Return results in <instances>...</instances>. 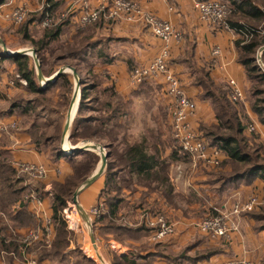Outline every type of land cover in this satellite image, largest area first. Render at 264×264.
Segmentation results:
<instances>
[{"label":"trees","instance_id":"16d2710c","mask_svg":"<svg viewBox=\"0 0 264 264\" xmlns=\"http://www.w3.org/2000/svg\"><path fill=\"white\" fill-rule=\"evenodd\" d=\"M8 1L0 0V6ZM61 1L47 0V9L41 11L37 19L42 20L46 12H53ZM220 1L227 4L230 13L228 23L237 35L233 41L236 58L242 66L248 94L254 98L252 100L250 97V109L264 125V71L256 61L257 50L264 45V31L259 32L261 28L264 30V25L261 24L264 20V3H256L254 0ZM32 20L34 19L29 18L20 27V32L23 39L35 48L43 75H51L59 63L68 60H75L72 66L80 75V99L70 128V142L75 144L83 139H92L101 143L108 154L106 169L102 175L103 186L97 196L103 200V208L93 215L92 227L96 239H102L104 243L113 239L130 247L127 255H118L106 244L108 247L105 248V258L108 264H152L156 259H163L168 264H194L218 253V248H201L197 242H190L178 249L161 243V240L151 243L147 236L152 227L145 222L128 224L119 219L118 213L122 206L128 208L127 213H133L137 207L142 208L146 204L145 198L149 190L160 191L171 203L176 204L182 195L174 192L170 183V162L176 159L189 161L191 158L180 152L172 136L167 106L153 97L160 84L154 85L150 80L144 79L124 96L113 83L108 82V72L97 68L114 61L112 46L124 39L111 34L103 35L104 28L112 22L116 23V20L102 18L86 23L67 39L60 37L63 22L44 26L37 36H33L29 32V25L34 23ZM0 36L3 38L1 34ZM3 40L7 44L4 38ZM191 57L188 59L191 60ZM5 60L13 62L15 74L26 82V92L14 97L9 109H4L0 116H12L15 122L13 129L25 132L35 150L46 153L52 164L65 161L71 168L63 180L51 181L53 195L50 208L54 237L50 246L40 249L38 261L47 260L49 264H98L85 256L79 245H75L74 249L68 248L72 233L65 227L60 215L66 206L67 197L91 174L99 161V155L94 151L68 154L60 146L64 111L55 115L52 107L67 106L69 103L73 87L72 75L62 73L55 81L41 87L30 56L6 55L0 47L1 71L5 69L2 66ZM261 60L264 64V48ZM133 67L130 65V71ZM187 67L192 84L200 88V98L209 101L215 118L213 122L200 121L196 128L207 145L217 147L225 156L216 167L207 171L205 180L215 197V205L222 203L241 186L258 179L263 181L261 191L264 192V141L255 133L247 134L245 126L249 119L240 113L238 103L230 99L231 88L228 83H217L208 69L194 62L189 61ZM53 91L58 92L60 97L55 99ZM140 96L146 100L144 105L147 115L142 119V130L134 133L132 128L137 122L135 99ZM43 110L49 111V115H41ZM91 111L95 112L93 116L89 115ZM52 114L57 116V122L49 133L50 120H54L50 119ZM149 120L154 121V124L149 123ZM3 145L6 144L0 140V211L6 213L0 223L2 235L9 225L19 228L40 224L27 204H21L22 187L16 185V168L11 156L3 157V153L6 154L4 149L8 150ZM79 154L83 158H77ZM38 185L43 187L44 183L40 182ZM139 187L147 190H142L137 200L129 204V196ZM37 196L43 199L47 194L39 192ZM17 201L21 207L15 213L9 211ZM146 206L147 209L142 208L141 213H154L151 206ZM214 207L210 213L216 212ZM246 213L254 220L257 229H264V205ZM75 224L77 225V221ZM19 242L17 236H0V251L5 252L4 264H15L13 255L20 257V248L28 249L25 243L19 245ZM65 250H69L67 255L63 253Z\"/></svg>","mask_w":264,"mask_h":264},{"label":"crops","instance_id":"0c3cea01","mask_svg":"<svg viewBox=\"0 0 264 264\" xmlns=\"http://www.w3.org/2000/svg\"><path fill=\"white\" fill-rule=\"evenodd\" d=\"M64 1L60 4L61 7H64V4L66 3V1ZM99 1L100 0H74V2L70 4L69 11H74L81 3L92 6ZM135 1L141 4L144 11L171 22L175 27L181 30V41L179 43H173L171 47V54L168 59L169 68L180 77L186 92L196 102L195 111L189 115L191 123L195 127H198L200 121H215L209 101L201 99L199 96L200 88L192 84L190 71L187 65L190 61L191 63L194 62L196 65L205 67L209 70L210 76L217 83H227L228 78H232L237 82L239 87L244 90L246 83L243 76V69L237 61L236 50L233 44V41L236 38L234 31L225 27L223 28L217 24L208 25L201 21L193 8L192 0ZM19 3V0H10L2 6H5L6 9H10L12 8L11 6L18 5ZM116 28H121V33L117 32ZM110 34L124 39L115 42L112 46L111 51L115 57L114 61L109 64L97 66V68L105 69L109 75L108 82L113 83L115 88L122 95L126 96L134 88L129 77L130 65L132 67L149 62L158 54L163 46V42L153 36L149 28L141 21H121L114 23L112 26L109 24L104 28L103 35ZM215 46H218L221 51L218 57L212 55V50ZM189 56H192L191 60L188 59ZM149 82L159 86V84L153 80H150ZM160 86L155 94L158 95V100L156 101L164 103L168 108V96H166L162 88L160 89ZM141 98L145 99L142 96L137 97L135 103ZM0 120L8 123L9 121H14V118L10 116ZM7 138L10 142H6V145L12 156L13 164H16L19 161L37 162V164L43 165L45 168L44 177L34 178L32 184L34 186L33 191L36 195H38L39 192H45L47 196L41 199V203L38 204L29 201L25 197L21 203H26L27 208L34 214L36 219L41 221L42 219L35 214L36 211H34L33 208H37L39 213H45V215L51 216L50 199L53 195L51 181L54 179L63 180L64 176L70 173V166L65 161H60L58 164H52L46 153L35 150L33 144L30 142L29 136L25 132L12 129L11 132L8 133ZM16 155L25 159L17 158ZM224 157V154L221 153L219 158L223 159ZM210 168L211 167L205 165L201 161L194 163L191 160H172L170 162L169 170L170 183L173 187V191L182 195V197L176 201L177 203H171L158 190H149L145 202L151 206V210L154 213H141L142 208L144 210L147 209L146 204H143L142 208L137 207L133 213H127L128 208L122 206L121 211L118 213L119 219L128 224L133 222H145L147 224L146 220L148 217L150 218L155 214H162L175 223L176 232L172 236H168L161 240V243H167L174 249H178L190 242H197L201 248L210 246L219 249L218 253L194 264H224L227 261L236 258L247 259L251 264H264V229H257L254 220L247 215V213H241L236 217L238 229L230 235L229 239L213 237L196 231V228L194 227L195 223L205 215L210 214L211 209H213L214 206L216 207H214L215 210H217L220 209L224 203L223 201L219 205H215V197L210 191L208 184L205 183L207 171ZM173 174L175 180L180 177L182 180L184 175L187 177V185L189 186L188 191L178 189V185H176L173 180ZM97 180H100L101 183L96 196L92 197L86 205L81 202L82 207L89 210L91 215L96 214L93 210L94 208L97 207V213L103 208V200L97 198L98 193L103 186V177L101 176ZM40 182L44 183L43 187L38 185ZM142 190L147 189L139 187L131 196H129V204H132L137 200ZM261 190H263V181L258 179L249 185L241 186L225 199L227 201L234 200L235 198H246L253 194L251 193L253 191L263 194ZM20 207L18 201V204L12 207L16 208L13 213H15ZM78 215H72V217L74 216L73 221L75 226V221H77V225L79 222ZM2 217L5 218L6 215L2 213ZM39 225L40 224L36 226H22L19 228H12L9 225L5 231L6 233L4 235L0 234V236H17L20 241L19 245L25 243V246L28 248L26 249L27 251H32L38 255L37 252L42 247L50 246L54 237L53 228L50 244H44V236L38 232ZM26 229L37 231L39 239L32 237L24 240V231ZM150 234L147 236V239L152 243L154 240L151 239ZM5 241H7V239ZM107 242H110V246L109 244L108 246L111 249L113 248L118 255H127L130 251V247L122 245L120 242L113 239H110ZM26 243H28V245H26ZM116 248H120L118 250L123 251L119 252ZM63 253H65V251H63ZM13 260L15 264H20L16 259L13 258ZM39 263L49 264L47 260ZM152 264L168 263L163 259H156Z\"/></svg>","mask_w":264,"mask_h":264},{"label":"built area","instance_id":"2783aa9c","mask_svg":"<svg viewBox=\"0 0 264 264\" xmlns=\"http://www.w3.org/2000/svg\"><path fill=\"white\" fill-rule=\"evenodd\" d=\"M193 8L199 19L208 25H222L226 17L228 7L225 2L220 0H192ZM26 10L18 7L7 14L14 23H20L25 17ZM74 22L85 25L86 23L98 19H124L129 22L141 21L147 25L153 36L163 42V46L158 54L149 62L143 65H136L130 71V82L135 87L144 79L153 80L161 85L162 90L168 96L169 123L171 133L179 146L182 154H187L191 161L203 162L210 167H216L220 162L221 152L217 147H211L200 137L197 128L189 120V115L195 111L196 102L186 92L180 77L174 73L167 63L172 43H178L182 39V32L171 22L161 19L152 13L143 10L141 4L135 0H100L95 5L81 3L74 11ZM55 23L52 13L46 12L43 19V26H50ZM225 28L232 29L228 25ZM221 51L218 46L212 50V55L218 57ZM228 85L231 90L229 97L232 101H243L244 93L237 82L228 78ZM254 129V128H253ZM252 129V130H253ZM16 170L22 174L35 178H43L45 168L43 165L31 162H17ZM29 201L41 203V199L32 192L28 197ZM264 204V194H251L246 198H235L227 200L215 213H210L199 219L194 227L201 234L213 237L229 239L230 235L237 231L238 223L236 217L241 213L249 212ZM36 215L42 220L38 228L44 236V244L49 245L53 232V221L51 216L39 213L37 208H33ZM97 213V207L93 209ZM147 225L152 227L151 239L160 241L168 236H172L175 230V223L162 214H155L148 217ZM33 229L24 231V240L28 238L39 239V234ZM28 245V243H26ZM12 254V253H11ZM13 255V254H12ZM5 252L0 251V264H4ZM14 259L20 264H40L38 255L32 251H27L24 247L20 248V257L13 255ZM224 264H251L243 258H236Z\"/></svg>","mask_w":264,"mask_h":264},{"label":"rangeland","instance_id":"374dc122","mask_svg":"<svg viewBox=\"0 0 264 264\" xmlns=\"http://www.w3.org/2000/svg\"><path fill=\"white\" fill-rule=\"evenodd\" d=\"M19 1H20V3L18 5L16 4L14 6H11L12 8H10V9H6L5 6H2L3 4L0 6V34L7 41V44L6 43L5 44L7 45V47L9 49H20V48L33 47L30 42H28V41L23 39L22 33L20 32V27L24 23H26L29 18L34 19V20L31 21V22H34V23L29 25V32L33 36H37L39 31L44 28V26L42 25V20L41 19H40L41 21L38 20L37 17L41 13V11L43 12L44 9H47V6H48L47 0H19ZM63 1L64 0H62L60 2V4ZM65 1H66V3L64 4V7H61L60 4H59V6L53 12H49V13L53 14L54 19H55V23L63 22L62 23L63 24V30H62V34L60 36V37H62V39L70 38L71 35L76 31V29L81 26L80 24L74 22V12L73 11H69L70 10V4L73 3L74 0H65ZM254 1L256 3H260V4L264 3V0H254ZM6 3L7 2H5L4 4H6ZM18 7H21V8L23 7L26 10L25 17L20 23H14L9 17H7V14L10 13L12 10H16ZM45 11H48V10H45ZM229 17H230V13L227 11L226 17H225L221 27L224 28V25H228L229 26V23H228V18ZM66 20H67V22L65 23L64 21H66ZM121 21L129 22V21H126L124 19L116 20V22H121ZM261 24L264 25V20H263V22ZM112 25H113V22H112L111 26ZM116 31L121 33L122 30H121V28L120 29L116 28ZM263 31L264 30L262 28L259 29L260 33H262ZM243 32H246V31L243 30ZM235 36H237V35L235 34ZM3 38H2V40H3ZM171 47H172V45H171ZM171 47H170V54H171ZM263 48H264V45L262 47H260L257 50V53H256V61H257L258 65H259V67L261 68L262 71H264V64H263V62L261 60V52H262ZM170 54H169V58H170ZM30 59H31V61L33 63V60H32L31 56H30ZM74 62H75V60L74 61L73 60H68L66 62L59 63L55 67V71L62 65H71L72 66ZM167 63H168V60H167ZM2 66L5 69L2 70V71L0 70V113L4 109H9L10 103L12 102L14 97H17L19 95V93L20 94H24L26 92V90H25V83L26 82L24 80L18 78V74H15L13 62H11L9 60H5L2 63ZM72 91H73V87H72ZM72 91L70 93L69 102H70V98H71V95H72ZM243 93H244L243 101H236V102L239 105L240 113L241 114H245L248 117V119H249V121L246 122L247 125L245 126L246 127V132H247L248 135L255 133V134H257L259 136V138L261 140L264 141V125L261 124L257 120L256 115L250 109V104H249L250 97H251L252 100L254 98H253L252 95L249 96L248 90H247V85H246V87H244ZM52 96L55 97V99L60 97L58 95V92L53 94ZM153 97L155 98V100H158V95L154 94ZM260 97H263V96H260ZM144 103H145V99H143V98L138 99L136 101L137 122H136V125L132 128L134 133H138L139 131L142 130V127H143L142 119L147 115V113L145 111ZM68 105H69V103L67 104V106H61V105L60 106H54V107H52L53 108V112L55 113V115H57L58 112H63L64 111V119H65V115H66V112H67V109H68ZM45 110H43L41 112V115L48 116L49 115V111H45ZM94 114H95L94 111H91L89 113V115H92V116ZM55 115L54 114L50 115V119H54V120H50L51 125H50V127L48 129L49 133H51L53 131V129H54L55 125H56L57 116H55ZM7 117L8 116H5V117L4 116L3 117L0 116V119L7 118ZM149 123L154 124V121L149 120ZM14 125H15L14 121H11V122L9 121L8 123H5V122H2V120H0V140H2L4 142V144H6V142L7 143L10 142L9 139L7 138V135L15 127ZM62 128H63V125H62ZM83 140H85V139H83ZM71 144H73V143H71ZM4 146H5V148L8 149L7 145H3V147ZM8 150L4 149V151H6V154L3 153V157L4 158H5V156L8 157V158L11 156L10 152ZM17 155H16L17 158L25 159V158H21V156L18 157ZM11 158H12V156H11ZM77 158H79V159L83 158L82 154L77 155ZM12 162H13V159H12ZM19 163H20V161H19ZM34 163L37 164V162H34ZM14 166L16 168L17 164H14ZM70 171H71V168H70ZM184 171H185V169H184ZM14 177H16L15 179H17L16 185L19 188L22 187L21 191H22L23 198L24 197L25 198L28 197L30 195V193L32 192V189L34 188V186L32 184L33 183V181H32L33 177H31L29 175H26V174H22V173L18 172L17 170L15 171ZM186 178L187 177H185V175H184V178L182 180H181V177L180 178H176V180H175V177H174V174H173V180H174L175 184L178 185V187H179L178 189H180V190H185V191L189 190V186L187 185V179ZM34 182H35V180H34ZM100 183H101L100 180H96L91 185H89L87 188H85L79 194L78 202L80 204L82 202L84 205H86L88 203V201H90V199L92 197L96 196V194H97V192L99 190L98 188H99ZM251 193L256 194V195L259 194V192H256V191H253ZM34 194L36 195V193H34ZM72 194H70L67 197L66 206L63 208V210L60 213V215L62 217V221H63L65 227L69 231H71V233H72L69 236V247L68 248L69 249H74L75 245H79L81 251L85 254V256L92 258L93 260H95L98 263V259L95 256L96 255L95 252H93V254H91V255H88V253H87L88 252V248L92 250L93 247H92V244L90 242L89 233H88V229L86 227V224L80 219V215L77 216L78 217V221H79L78 225H76V226L74 225V221L72 219V218H74V216L72 217V215H74V214L76 215L77 212H76V208L74 206V203L72 201ZM263 194H264V192H263ZM223 201L225 202L226 199H224ZM16 204H18V201L11 205V207L9 208V211L10 210L12 212L15 211L16 208H12V207L14 205H16ZM263 205L264 204L259 205L258 207L255 208V210L260 209L261 207H263ZM85 211L90 216L91 221H93V215H91L90 211L86 210V209H85ZM2 213H5V212L0 211V223H1V218H4V217H2ZM67 213H69V214H68V217L66 219V214ZM65 219H66V222H65ZM66 223H67V225H66ZM93 232L95 233L94 230H93ZM96 240H97L98 246L100 248V252L103 255V257L105 258L106 257L105 256V253H106L105 248L108 247V246H106V244L107 245L109 244V246H110V242H105L104 243L102 239H98V238ZM87 245H89V246H87ZM118 249H120V248H116V250H118ZM118 251L122 252L123 250H118ZM39 252H40V250L37 252V254ZM68 252H69V250H65L64 254L67 255ZM106 262H107V260H106Z\"/></svg>","mask_w":264,"mask_h":264},{"label":"water","instance_id":"95a60500","mask_svg":"<svg viewBox=\"0 0 264 264\" xmlns=\"http://www.w3.org/2000/svg\"><path fill=\"white\" fill-rule=\"evenodd\" d=\"M0 47L2 49V52L6 55H28L32 57L33 60V66H34V72L35 76L38 79L40 86L44 87L47 83H51L57 79V77L62 73H70L73 78V91L70 98V102L68 105V109L65 115V119L63 122V128L61 132V139H60V146L61 149L68 154L74 153V152H81V151H94L99 155V161L97 162V165L95 166L94 170L91 172V174L80 184L77 186V188L74 190L72 194V201L74 203V206L76 210L78 211L79 215L84 219L86 223V227L88 229L90 242L92 244V247L94 249V252L96 254V257L98 259V264H108L103 257V255L100 252V248L98 246L96 237L93 232L92 227V221L90 219V216L87 214L85 209L82 207V205L78 202V196L79 194L87 188L89 185H91L95 180H97L99 177H101L104 174V171L106 169L107 165V152L103 145L100 143L91 140V139H85L81 140L75 144H71L69 140V134H70V128L72 125L73 118L75 116L79 99H80V75L75 69V67L71 65H62L60 66L56 71H54L51 75L45 76L42 73L40 61L37 57L36 51L34 47L30 48H20V49H9L5 42L0 37ZM259 56V55H258ZM74 108V109H73ZM88 215V217H87Z\"/></svg>","mask_w":264,"mask_h":264},{"label":"bare ground","instance_id":"6f19581e","mask_svg":"<svg viewBox=\"0 0 264 264\" xmlns=\"http://www.w3.org/2000/svg\"><path fill=\"white\" fill-rule=\"evenodd\" d=\"M79 213H78V211H77V215H78ZM87 217H88V215H87ZM89 218V217H88ZM80 219L85 223V221H84V219H82V217L80 216ZM86 224V223H85ZM86 242V241H85ZM89 244V243H88ZM87 246H89V245H87ZM92 248V247H91ZM93 252H94V249H89L88 248V255H91V254H93ZM96 256V255H95Z\"/></svg>","mask_w":264,"mask_h":264}]
</instances>
